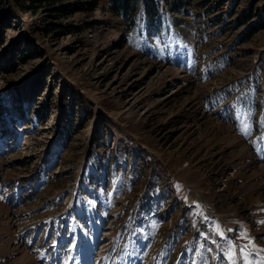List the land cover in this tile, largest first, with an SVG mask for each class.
<instances>
[{
    "label": "rangeland",
    "instance_id": "obj_1",
    "mask_svg": "<svg viewBox=\"0 0 264 264\" xmlns=\"http://www.w3.org/2000/svg\"><path fill=\"white\" fill-rule=\"evenodd\" d=\"M90 1L1 31L0 264H261L264 0Z\"/></svg>",
    "mask_w": 264,
    "mask_h": 264
},
{
    "label": "trees",
    "instance_id": "obj_2",
    "mask_svg": "<svg viewBox=\"0 0 264 264\" xmlns=\"http://www.w3.org/2000/svg\"><path fill=\"white\" fill-rule=\"evenodd\" d=\"M108 2L111 13L117 12L120 17L134 14L141 17V20L145 21L144 24L150 27H156L157 20L160 19L161 21V19H163L162 14H160L159 10L157 9L156 3L158 2V0H108ZM6 3L8 5L6 9H3V6ZM85 5L88 6V10L92 11L97 7V2L96 0H92L90 2H85ZM41 9H47L52 15L51 17L57 23L61 19L67 18L72 13L81 11V9L83 8L78 2L66 4L65 0H0V45L2 44L1 31L5 28L6 25L10 23V19L13 16L19 14L21 11L36 14ZM251 15L252 14H249V12L243 13L240 20L246 22ZM153 18H155L156 21L153 20ZM54 26L59 27L60 25L55 24ZM67 29L72 31L73 28ZM255 31V28L251 29L249 27L247 29V33L243 34L245 36L243 37L242 41L248 40ZM68 137L69 136L67 135V138ZM152 186L153 183L151 182L148 189L152 188ZM146 196L147 192L140 199L139 206L137 207V212L142 211L141 209L145 205L144 199L146 198Z\"/></svg>",
    "mask_w": 264,
    "mask_h": 264
},
{
    "label": "snow or ice",
    "instance_id": "obj_3",
    "mask_svg": "<svg viewBox=\"0 0 264 264\" xmlns=\"http://www.w3.org/2000/svg\"><path fill=\"white\" fill-rule=\"evenodd\" d=\"M238 130H240L242 132V134H250L251 132V125H242L240 128H238ZM261 140H264V136H261ZM260 223H264V221H260ZM216 230L217 232H219V234L221 235L222 239H226L223 237V232L220 231L219 226L216 225ZM73 247H76V245L74 244ZM237 246L235 244H229L228 248L229 251L231 252L233 249H235ZM247 246H239V251L241 252V254H246L245 253V249ZM246 255H250V254H246ZM261 264H264V260L261 261Z\"/></svg>",
    "mask_w": 264,
    "mask_h": 264
}]
</instances>
